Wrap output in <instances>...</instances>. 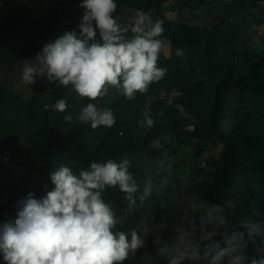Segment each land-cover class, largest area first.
<instances>
[{
  "label": "clouds",
  "instance_id": "obj_1",
  "mask_svg": "<svg viewBox=\"0 0 264 264\" xmlns=\"http://www.w3.org/2000/svg\"><path fill=\"white\" fill-rule=\"evenodd\" d=\"M119 1L0 0V264H264V33ZM157 173L194 186L146 244L113 206L165 197Z\"/></svg>",
  "mask_w": 264,
  "mask_h": 264
},
{
  "label": "trees",
  "instance_id": "obj_2",
  "mask_svg": "<svg viewBox=\"0 0 264 264\" xmlns=\"http://www.w3.org/2000/svg\"><path fill=\"white\" fill-rule=\"evenodd\" d=\"M153 1L155 0H124L119 1L117 5L120 9L132 14L137 10L144 9ZM39 33L42 36H51L55 39L58 37L56 32L50 27L40 29ZM147 178H151L153 187L163 190L166 196L159 200H155L150 196L144 209L138 207L139 201H137V206L133 209L128 208L127 205L119 204L113 207L116 210L117 217L122 221V223L117 225V229L128 232L132 228H137L141 221H143L144 226L149 229L148 235L145 238L146 244H150L154 243L157 238L168 240L174 235L171 231V225L179 222L181 214H177L174 211V203L171 200V196L183 192L186 188L193 187L194 182L181 173H174L172 175L157 173L149 175ZM134 220L137 221V224H133Z\"/></svg>",
  "mask_w": 264,
  "mask_h": 264
},
{
  "label": "rangeland",
  "instance_id": "obj_3",
  "mask_svg": "<svg viewBox=\"0 0 264 264\" xmlns=\"http://www.w3.org/2000/svg\"><path fill=\"white\" fill-rule=\"evenodd\" d=\"M208 9L237 21L250 31L257 30L264 33L261 28L262 17L264 16V0H218L213 2ZM195 52H198V49H195ZM164 59L165 57H162L161 61ZM193 64L195 69L200 68L202 65L199 62ZM255 90L264 91V80L256 79ZM253 92V89H248L246 93L252 95ZM146 204L147 200L143 204L139 202L138 207L144 209Z\"/></svg>",
  "mask_w": 264,
  "mask_h": 264
},
{
  "label": "bare ground",
  "instance_id": "obj_4",
  "mask_svg": "<svg viewBox=\"0 0 264 264\" xmlns=\"http://www.w3.org/2000/svg\"><path fill=\"white\" fill-rule=\"evenodd\" d=\"M191 66H192V67H195V65H194L193 63L191 64ZM133 224H137V221L134 220V221H133Z\"/></svg>",
  "mask_w": 264,
  "mask_h": 264
}]
</instances>
